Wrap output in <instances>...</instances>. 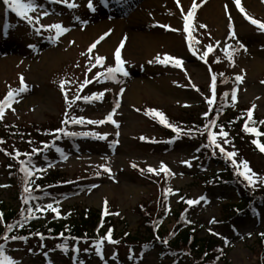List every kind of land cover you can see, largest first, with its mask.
<instances>
[{"label": "rangeland", "instance_id": "obj_1", "mask_svg": "<svg viewBox=\"0 0 264 264\" xmlns=\"http://www.w3.org/2000/svg\"><path fill=\"white\" fill-rule=\"evenodd\" d=\"M114 1L105 0L107 5H111V10H106L100 0H91L95 9L92 10L87 6L89 0H69L77 4L76 8H69L63 2L56 3L54 0H35L37 9L28 13L33 17L29 23L0 0V101L9 90L21 87V77L27 85V90L16 98L19 102L12 104L15 111L6 110L4 118L0 120V141H3L0 143V202H4L9 210L23 212V218L29 216L28 208L33 209L30 216L38 215L37 207L48 212V204L57 209V214L62 212L61 208L70 206L76 219L87 208H93L102 215V219L107 215L114 218L117 232L115 238L111 234V239L116 242L115 239H123L120 236L125 231L126 235L130 233L136 236L145 223L154 230L159 225L170 233L181 220L183 226L194 225L200 237H205L211 230L221 231L226 237L224 249L227 260L232 264H258L259 253L264 250V245L258 243L257 238L264 235V214L247 226L245 224L236 234L224 232L225 225L218 222L226 216L225 205L237 203L238 200L231 192L212 188L211 177L198 176V171L204 170H200L199 163L203 158L197 149L204 143L201 140L204 138L198 134L203 130V118L206 116L202 114L208 110L210 105L207 100L212 96L211 67L205 66V59L201 58L207 45H212L216 50L213 56L211 53L208 55L211 64L222 66L231 78V83L223 91L224 105L217 115L207 114V134L209 131L219 133L221 128L228 133L224 123L234 113L227 115L225 112H247L254 105L252 120L247 118L246 122L250 128L255 127L264 133V124L260 123L264 121V32L245 18L234 0H196L199 7L194 19L189 22V32L199 43L191 41L190 49L189 34L184 31L185 22L180 8L186 14L193 0H179V7L176 0H162V7L157 5L161 0H150L153 1L150 7L155 6L151 16L145 13L148 4L143 6L148 0H125L119 6ZM241 6L248 17L264 22V0H241ZM143 12L144 18L141 16ZM136 14L139 16L135 17ZM55 24L63 25L68 31L57 37L56 30L49 27ZM160 25L170 26L175 31ZM200 25L206 27L201 28ZM230 29H234L236 39H230ZM92 32H96V35ZM114 33H119L118 48L123 44L120 48L122 67L128 76L118 73L114 80L101 77L100 82H96L95 73L117 66L116 49L110 53L102 49L103 43ZM102 36L105 38L89 53V47ZM141 36L157 41L155 51L147 57L135 54V44ZM240 43L246 50L240 47ZM193 51L196 55H193ZM226 51L232 52V61L228 60ZM165 54L181 60L182 66L173 67L174 61L157 63L155 58L158 55L163 58ZM96 56L106 58L104 67L88 72ZM4 65L6 69L1 70ZM237 75L243 76L241 83L236 82ZM86 78L93 82L81 90ZM65 81L64 90L69 101L75 100L77 95L83 97L103 92L104 96L90 103L78 100L69 108L60 87ZM234 89L236 102L231 100ZM117 102L118 108L115 107ZM152 110L161 113L167 124L179 129V133L186 134L171 147L170 152L164 153L163 149L173 144L170 141L174 140L176 132L173 127L162 124L160 117L154 115ZM110 114L115 124L107 120ZM56 117L69 121L68 131L64 130L58 138L54 130L59 126ZM70 117L104 123L73 124ZM212 121H215L214 125ZM246 122L238 133L245 134L246 140L238 139L232 130L226 138L229 143H223L219 135L217 143L226 152H236L234 159L247 162L252 173L256 174L253 184L239 176L243 188L250 193L264 192V183L261 182L264 181V153L252 143L255 139L259 144H264V135L255 136L245 132ZM60 126L62 128L63 124ZM68 132L77 135L67 136ZM46 133L47 138L41 141ZM100 135L106 138L98 139ZM53 138L56 139L54 142ZM146 140L157 144L146 145ZM163 140L169 143L164 145ZM46 142H52V146L49 151L42 152L48 145ZM210 148L213 151L207 156L213 157L214 151L221 153L214 146ZM6 149H9L10 157ZM34 149L39 151L36 155ZM33 154L32 163L25 165L33 173L30 178L33 182L26 184L24 173L20 171L21 162L27 161ZM221 154L225 157L223 163L232 164ZM50 155L48 159H38ZM185 162H189L190 166ZM145 164L157 170L163 164L173 175L166 178L163 172L159 175L149 173ZM104 168L110 169V172L104 171ZM55 170L64 173L66 180H77L80 186H88V189L78 195H70L73 191L67 189L40 192L39 189L43 187L36 185L35 181ZM25 187L29 188L31 196L24 191ZM40 193L39 197H35ZM25 199L28 203H24ZM188 200L199 203L189 205L186 203ZM147 216L149 219L145 221ZM102 219L96 229L98 232L105 224ZM122 230L124 233H120ZM102 235L99 233L98 238L101 239ZM38 242L13 240L8 245L4 244L5 254L17 264L163 262L159 248L146 251L134 243L124 245L105 241L102 245L104 262L100 257L93 259L89 254L96 253L95 247L89 248L86 244L80 246L77 259V253L72 251L74 245H63L67 248L68 256L64 251L58 252L61 249L57 245H47L45 247L52 254L45 255L38 251L42 249ZM49 247H55L57 251ZM164 264H167L165 260Z\"/></svg>", "mask_w": 264, "mask_h": 264}, {"label": "trees", "instance_id": "obj_2", "mask_svg": "<svg viewBox=\"0 0 264 264\" xmlns=\"http://www.w3.org/2000/svg\"><path fill=\"white\" fill-rule=\"evenodd\" d=\"M217 109L218 105L214 106V108L210 111V116L217 115L215 113L217 112ZM242 115L243 114H241V112L233 114L229 120L224 123V127L228 129V133H231L233 130L234 135L238 139L246 140L245 134H238L240 127L244 123L241 117ZM203 119L204 127L198 134L200 137L204 138H200L204 141V143L201 144L202 146H199V148H202L201 156L210 160H212V158L222 160V155L216 151L212 154L213 157L206 155L207 153L211 154L212 149L208 146L209 140L207 126L209 119H207V116ZM58 129L59 126L55 127V132H57ZM175 136L185 137L186 134H178L176 132ZM46 138L47 133L43 136L41 141ZM49 143L50 142H46L48 145L52 142L50 144ZM45 150H47L46 147L43 151ZM6 151L7 156L10 157L9 149H6ZM38 152H35L34 154L36 155ZM34 154L30 157H34ZM12 161L15 165H17L15 160ZM236 161L240 168H237V166L233 164L221 162L220 164L224 166V169L222 168L214 171L210 170L212 172L211 178H213L216 185H218L221 189H226L228 187L229 189L234 190L240 199V203L232 205L228 204L225 207V210L227 209L226 216L224 215L219 221V223H223L225 225L224 232L236 231L238 225L242 224L245 220L247 221L255 218L259 211L264 210V192L260 191L259 193H250L248 190L243 188L242 181L239 178V172L242 170L245 171V169L243 168L242 162L239 160ZM13 171H16V169ZM45 176L46 177L38 179L35 184L40 185L41 187L55 185L76 188V184H74V182H68V180L66 181V176L59 172L49 173ZM202 176H205V174ZM87 209L88 210L83 211L82 214L78 216V219L75 218V214L72 210L71 212L66 213V215L64 214L61 218H57L53 213H50L44 214L41 217L26 216L29 218L25 220L22 217L23 212L9 210L4 202H0V213L3 214V220L0 221V244L6 245L7 243H10L9 241H11L12 236H23L33 241H40L42 244L40 242L38 243L41 248H46L45 246L47 245H71L75 243L78 245L86 244L91 247H95L98 239H100L98 238L100 237L99 233H102V237H104L109 229H111V234L113 238H115L114 234L117 232V228L114 225V218L111 215H107L102 219V215L100 213H96L95 209ZM140 214L142 216L143 214L145 215V213ZM166 214L167 212L162 216V218H164ZM145 218V221H148L149 217L147 216ZM101 219L105 224L104 227L100 229V232H98L96 229ZM22 220L25 221L24 225L16 228L18 222ZM8 225L14 226L11 231H8ZM124 230L120 231V233H124ZM220 232L218 233L211 230L207 232L205 237H200L198 235V230L194 225L183 226L180 220L170 233L159 225L154 230L148 223H145V226L138 231L136 236H132L130 233L126 235L125 231V234L120 236L123 237L122 240H120V238L115 240L124 245L128 243L138 244L146 251H148L149 248H159V255L161 256V260H163L162 264H164V260L167 264H219L220 262L221 264H232L229 260H227V252H225L224 249L225 235ZM61 234H63V236ZM4 235L9 237L7 241L2 238ZM41 237H43V239ZM142 240H145V242H142ZM48 242L55 243L49 244ZM258 243L264 245V238H259ZM131 261L135 262L132 259ZM257 263L264 264V250L259 253Z\"/></svg>", "mask_w": 264, "mask_h": 264}, {"label": "snow or ice", "instance_id": "obj_3", "mask_svg": "<svg viewBox=\"0 0 264 264\" xmlns=\"http://www.w3.org/2000/svg\"><path fill=\"white\" fill-rule=\"evenodd\" d=\"M54 2H56V3L63 2L69 8H76L77 7V4L75 2H69V0H54ZM176 2H177V5L179 7V0H176ZM3 3L11 11L15 12L16 15L19 16L21 19H24V20H26L29 23L32 22L33 17L30 16L28 13L36 11L37 5L35 4V0H3ZM234 3L236 5V7L240 10V12L245 15V18L248 19L251 24L257 26V28L260 31L264 32V22L257 21L254 18L248 17L246 12H245V10H244V8L241 6V0H234ZM87 6L89 7V9L95 10L93 5H92V3H91V0H89V3H88ZM198 7H199V5L196 3V0H193V4H192L191 8L186 14L183 12V9L180 8L181 14L184 17V22H185L184 23V31L189 34V39H190L189 48L190 49L192 48V42L191 41H194L195 43H199V41H195L194 37H191V33L189 32V22L194 19V15H195V12H196ZM44 14L47 15V12H45ZM49 27L51 29H55L56 30L57 37H59L60 35L64 34L66 31H68V29L64 28V26L61 25V24L51 25ZM160 27H164V28H166L168 30L175 31V29H171L170 26H167V25H160ZM200 27L201 28H205L206 26L205 25H200ZM37 31H39V29H37ZM104 38L105 37L102 36V37H100L99 40L95 41L89 47V50H88L89 53H92L93 49H95L97 47V44H99L100 41L103 40ZM230 39H236L234 29H230ZM122 47H123V44L120 45V48H122ZM240 47L244 48V50H246L245 46L242 43H240ZM120 48H117L116 52H115V58H116V61H117V66L116 67H108L106 69V71H104V72L95 73L94 75H95L96 82H100V78L101 77H103L104 80H114L115 77H116V74H118V73L122 74L123 76H128V72L125 71L123 69V67H122L123 61L121 59ZM213 51H214L213 46L212 45H207L206 46V51L203 52V56L201 58L202 59L206 58ZM225 54L227 55L228 60L232 61V59H233L232 52L226 51ZM193 55H196L195 51H193ZM90 59H91V57H90ZM155 59H156L157 63L168 64L169 62H173L174 61L172 63L173 67L179 68V67L182 66V61L181 60H179L177 58H174V57H171V56H169L167 54H165V56L163 58H161L158 55ZM105 60H106V58H104V57L96 56L95 57V63L92 64V66L90 68H88L87 71L88 72H92L93 68L104 67ZM205 62H207V61L205 60ZM217 62H219V61H217ZM221 75H223V74H221ZM211 80H212V86H211L212 98L207 100V103L210 106L214 103V100L216 98V76L213 75L211 77ZM235 80H236L237 83H241L243 81V76L237 75L235 77ZM92 82H93L92 80H89V79L86 78L82 82L81 90H83V87H86L88 84H90ZM65 83H67V81L62 82L60 87H61V91L64 92L65 100L68 103V107L69 108H71L72 105L78 100L83 99L85 102H89L90 103L92 101H99L104 96L103 92H100V93H97V94H93V95H90V96L89 95H85L83 97H81L80 95H77L75 97V100L69 101L67 92L64 90ZM26 90H27V85L24 83L23 77H21V87L19 89H16V90H9L6 93L3 101H0V120H2L4 118L6 110L11 109L12 111H15V109L12 108V104L13 103H18L19 101L16 98L18 96H20V94L25 92ZM225 96H227V94H225ZM231 100L233 102L237 101V95H236V90L235 89L231 93ZM115 107L116 108L119 107V102L116 103ZM254 109H255V105L253 106V109L247 110V118H248L249 121L252 120ZM152 111H153L154 115L160 117V122L162 124H165L168 127H173L172 125H168L167 124L165 118L163 117V115L161 113L156 112L155 110H152ZM69 119L71 120V123H73V124H84L85 122L88 123V124L104 123V121H100V122L91 121V120L85 121V119L83 117H80V118L70 117ZM107 120L111 121L113 124L116 123L112 119V114H110L107 117ZM67 122H68L67 120L64 121V123H67ZM260 123L264 124V121H261ZM212 124L214 125L215 121H212ZM117 127H118V125H117ZM243 130L245 132L252 133L255 136L264 135V133H260L255 127H251L250 128L247 122L245 123ZM173 131H175V132H177L179 134L180 130L175 128V127H173ZM66 135H69V134L66 133ZM70 135H77V134L71 133ZM85 135H87V133H85ZM117 135H119V133H117ZM217 135H219L223 139V143H225V144L229 143V141L226 139L227 136H228V133L226 131H224L223 128H221L219 133H213V132H210V131L208 132V140H209V145L208 146H214L215 148H218L219 151L221 153H223L226 156V158L229 159L232 162L233 165H235V166H237V168H239V165L237 164V161L234 159V157L237 155V153L234 152V151L233 152H226L225 148L222 147L221 144L217 143ZM97 138L98 139H105L106 137L103 136V135H100ZM141 139H144V138L142 137ZM0 143H3V141H0ZM252 143L256 144L257 147L259 148V150L262 153H264V144H259L257 142V140H255V139L252 141ZM33 152H36V150L34 149ZM17 155H19V153H17ZM25 155H28V154H25ZM31 163H32V161H31V157L30 156H29V159L27 161L21 162L22 166L20 168V171L22 173H24V179H25L26 184L33 182L30 179L32 177L33 173L29 170L28 167L25 166V165H30ZM185 163H189V162H185ZM242 163H243V168L246 171L239 172V175L243 176L244 179L249 182V184H253L254 183V177H255L256 174L252 173V171L249 168L247 162H242ZM189 166H190V163H189ZM133 167H136V165H133ZM39 171H43V169H40ZM104 171L110 172V169L104 168ZM147 171L149 173H153V174H157V175H159L160 172H163V173H165L166 178L168 176H170V175H173L170 172V170L163 164H161L160 169H158V170L157 169H153V168L150 167V168L147 169ZM261 182L264 183V181H261ZM24 191L26 193H28L29 196H31V192H30L28 187H25ZM168 191L171 192V189H169ZM201 199H203V198H201ZM24 203H28V200L25 199ZM186 203L189 204V205H193L194 203H199V201L188 200V201H186ZM46 208L50 209L53 212H57V209L53 208V206L51 204H48L46 206ZM35 210L36 211H42V209L39 208V207H37ZM32 211H33L32 208H28L27 209V212L29 213V216L31 215ZM28 218L29 217H24L25 220L28 219ZM2 220H3V214L0 213V221H2ZM18 225L19 226H23V223L22 222H18ZM13 227H14L13 225H8L7 226L8 231H11V229ZM61 235L63 236V234H61ZM2 238L5 241H7L9 239V237L7 235H4ZM41 238L43 239V237H41ZM17 239L26 240L27 238L23 237V236H12L11 237V240H17ZM105 241H107L109 243H118V242L113 241L111 239V229H109L108 233L104 237H102L95 245L96 254L101 256V258H103V256H102V245L104 244ZM57 248H60L62 251L67 252V248L65 246H63V245H57ZM73 251H78V249H73ZM85 251H87V249H85ZM0 264H17V262L11 256L5 254V248H4L3 244H0Z\"/></svg>", "mask_w": 264, "mask_h": 264}, {"label": "bare ground", "instance_id": "obj_4", "mask_svg": "<svg viewBox=\"0 0 264 264\" xmlns=\"http://www.w3.org/2000/svg\"><path fill=\"white\" fill-rule=\"evenodd\" d=\"M153 1L148 0L147 3H144L143 6L145 7L148 4V9L146 8L145 10H147L145 13H148L150 16L153 15L151 13V10L155 8V6L150 7L152 5ZM160 7H162V0L157 4ZM157 10V7H156ZM155 11V10H154ZM139 13V12H138ZM144 12L141 15L144 18ZM139 14H136L135 17H138ZM135 17L133 18V20H135ZM139 21V20H137ZM93 35H96V32H92ZM119 33H114V35H112L111 37H109L102 45V49H104L107 53L113 52L115 49L118 48L119 43V39L120 37L118 36ZM136 47H135V54L138 55L139 57H147L148 54L152 51H155L156 46H157V41L155 40V38L152 37H145V36H141L138 38V40L136 41ZM6 69V66L4 65L3 67H1V70Z\"/></svg>", "mask_w": 264, "mask_h": 264}]
</instances>
